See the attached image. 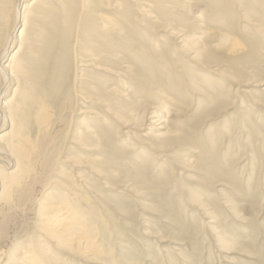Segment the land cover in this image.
<instances>
[{
    "label": "bare ground",
    "instance_id": "bare-ground-1",
    "mask_svg": "<svg viewBox=\"0 0 264 264\" xmlns=\"http://www.w3.org/2000/svg\"><path fill=\"white\" fill-rule=\"evenodd\" d=\"M198 2L205 9L194 15ZM262 63L264 0H0V207L22 208L30 187L44 183L31 230L0 248V264H61L59 253L131 264L97 241L105 221L89 182L98 174L111 185L110 162L142 165L120 134L144 138L151 171L180 164L242 192L211 129L197 124L235 104L248 119L264 98ZM191 107L192 118L180 119ZM55 144L66 155L54 169Z\"/></svg>",
    "mask_w": 264,
    "mask_h": 264
},
{
    "label": "rangeland",
    "instance_id": "rangeland-1",
    "mask_svg": "<svg viewBox=\"0 0 264 264\" xmlns=\"http://www.w3.org/2000/svg\"><path fill=\"white\" fill-rule=\"evenodd\" d=\"M195 5L192 8L194 15L205 9L202 3ZM260 66L261 70L264 69V63ZM262 71L264 74V70ZM262 102L256 103L258 107H254V111L251 109L250 112L248 109V119L244 115L246 112L235 110V104L231 109L225 110V114L218 113L209 118V122L205 120L197 124L200 132L211 129L216 141L215 151L219 157L225 155L228 158L224 162L231 167L242 192H232L231 187L225 188L226 184L213 181L197 170H184L180 164L172 163V171L166 165L158 170L168 169L167 171H151L154 169L151 162H145V150L150 147L144 142V138L135 133L136 131H132L128 138L122 134L116 136L118 141L125 142L119 145L127 149L126 156L138 154L141 161L135 159L132 162L137 161L136 165H142L136 168L131 164L110 162L106 168L114 170L111 185H106V178L98 174L93 175L95 178L89 181L93 186V201L100 202L96 209L105 221L101 224L105 232H100L96 239L99 243L106 240L104 247L109 246L108 254L116 258V261L118 258L123 261L128 259L131 264H264V98ZM192 112L191 107L179 118H192ZM175 116L174 113L170 115V123L174 121L173 118H178ZM65 123L61 122L56 126L57 134L63 130ZM56 145L58 148L53 159L54 169L59 164V158L66 155V146ZM148 151L152 158L155 153ZM85 153L87 156L93 155ZM156 161L158 160H152L153 164ZM143 162L146 165L148 163L149 167ZM223 169L224 167L222 173L227 174L229 168L224 169L225 172ZM136 170L142 171L141 178L134 175L130 178L127 171L134 173ZM205 176L207 177L203 178ZM43 185L41 181L30 187L22 208L20 206L18 211L0 207V248L4 252L31 230V224L35 221L34 199L41 195ZM187 190L198 194L202 203L190 201ZM179 200L184 205L177 210L178 207L175 209L174 206H178ZM174 201H177L175 205ZM232 207H236L235 214ZM59 254L58 260L61 264H89L82 263L73 256L65 260L64 257L70 255ZM4 262L5 259L1 263Z\"/></svg>",
    "mask_w": 264,
    "mask_h": 264
}]
</instances>
